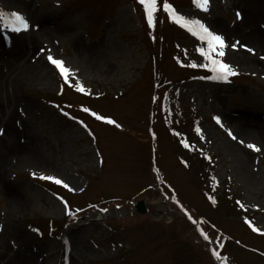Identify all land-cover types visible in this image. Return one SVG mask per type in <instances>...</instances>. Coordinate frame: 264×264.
<instances>
[{
  "label": "rangeland",
  "instance_id": "1",
  "mask_svg": "<svg viewBox=\"0 0 264 264\" xmlns=\"http://www.w3.org/2000/svg\"><path fill=\"white\" fill-rule=\"evenodd\" d=\"M167 2L239 42L223 57L236 75L209 78L206 43L164 0L152 27L139 0H0V70L14 77L32 53L42 66L0 95V264H264V0ZM11 12L29 30L13 31ZM140 201L146 214L130 210Z\"/></svg>",
  "mask_w": 264,
  "mask_h": 264
},
{
  "label": "snow or ice",
  "instance_id": "2",
  "mask_svg": "<svg viewBox=\"0 0 264 264\" xmlns=\"http://www.w3.org/2000/svg\"><path fill=\"white\" fill-rule=\"evenodd\" d=\"M210 0H193L194 5L200 9L201 11L207 12L208 6H209ZM139 3L143 5L145 13H146V19L147 23L150 27L154 26V13L157 10V0H139ZM163 9L169 14V18L175 20L177 23H181L182 26L186 27L189 32H191L193 35L197 36L199 40L202 42H205L207 45V49L200 48L198 49L200 55L204 58V63L200 64L199 67L205 68L209 70L213 75L209 77L210 79L215 80H223L227 81L230 76L236 75L235 69L232 67V65L228 62H225L223 60V57L225 56V48L231 47L232 49H236L239 42L232 43L231 45H227L224 37L212 30L209 29L204 23H202L199 19H189L183 15H180L176 12L175 9H173L172 5L167 2V0H164L163 3ZM5 13L3 11H0V19L5 18ZM237 18H240V13H236ZM7 17L11 19L12 23L9 25L11 29L15 32L20 31H27L30 27V22L26 19V17L18 12H11L7 14ZM241 47H244L248 52H253L254 50L251 48H248L246 45H240ZM47 59L55 66V68L59 71L60 76L63 78L65 83L69 82L70 79V69L64 65V62L60 59H55L51 55H48ZM264 59V57H262ZM192 67H197L198 65L192 64ZM77 84V91L84 92L85 89L80 86L79 81H76ZM84 112H89L90 110L88 108H83ZM91 115L95 116L98 120H107V123L109 124H115L114 120L108 119L103 116L97 115L95 112H91ZM213 119L216 121L217 124L223 126L221 124V119L219 116L213 117ZM119 127V125H117ZM200 129L197 128V132H199ZM0 133H2V130H0ZM228 135L232 137V139H236V137L232 134L231 131L228 132ZM241 143H244L241 141ZM184 146L187 148L188 144L185 143ZM247 147L253 151H260V148H258L256 145L249 143L247 144ZM35 176V173H33ZM41 179L53 181L54 183L58 185H63V187L68 188L69 190H72L69 188V185L65 183L62 179L57 178L55 176H44L41 175ZM65 209L67 211V214L69 216L72 215L70 211H68V206L65 203ZM183 210V209H181ZM191 219V217H189ZM251 227V224L249 225ZM253 231H260L259 229L253 227ZM203 238L205 240H208V236L201 233ZM213 256H216L217 259H220V256L213 251Z\"/></svg>",
  "mask_w": 264,
  "mask_h": 264
},
{
  "label": "bare ground",
  "instance_id": "3",
  "mask_svg": "<svg viewBox=\"0 0 264 264\" xmlns=\"http://www.w3.org/2000/svg\"><path fill=\"white\" fill-rule=\"evenodd\" d=\"M258 35H259V33L256 32V33H253L251 36H249L247 38H249L251 40H255V39L258 38L257 37ZM31 44H32V42H31ZM86 49L83 50L82 52H84L86 55H89L90 52H91V49H88V51ZM30 52H32V49L30 47H28V49H23L22 48V50L17 49L15 54H13V56L11 58V60H12V65H10L11 68H13V66L15 65V62H19L20 60L24 59L26 57V55H28ZM254 53H256V52H254ZM34 55L35 54L32 53V55L29 57V60L26 61L23 64V66L19 69L17 74L14 77H12V78H10V76L6 77V75L3 74L2 70H0V95H1V97L4 96V93L6 92V91H4V89L8 88L7 87L8 84L15 85V84H17V82H20V81L24 80L26 78L25 76H27L28 74L34 73L35 71H39V72L41 71V69H42L41 63H36L35 62ZM11 60H9V61H11ZM1 101L3 102V106H4L5 105L4 98H1ZM9 106H10V104L8 103L7 104V109H4V110H8ZM246 126H248V125H246ZM244 130L246 132L245 133L246 136H248V137L252 136V137H255L256 139H259V140L262 139L261 131H259V130H251V127L247 128V129H244ZM6 140L7 139L4 138V137L0 138V168H1V165L6 161V158H7L6 155H7L8 151H9L5 147L6 146V142H7ZM10 153H11L10 155L17 156L18 159H23V158L24 159H28V158L34 157L33 155H35L34 151L27 150V148H23V149L16 148L13 151V153L12 152H10Z\"/></svg>",
  "mask_w": 264,
  "mask_h": 264
},
{
  "label": "water",
  "instance_id": "4",
  "mask_svg": "<svg viewBox=\"0 0 264 264\" xmlns=\"http://www.w3.org/2000/svg\"><path fill=\"white\" fill-rule=\"evenodd\" d=\"M137 208H138V211H139L140 213H145V211H146L143 202H140V203L138 204Z\"/></svg>",
  "mask_w": 264,
  "mask_h": 264
}]
</instances>
